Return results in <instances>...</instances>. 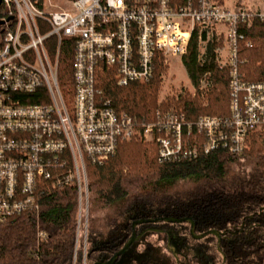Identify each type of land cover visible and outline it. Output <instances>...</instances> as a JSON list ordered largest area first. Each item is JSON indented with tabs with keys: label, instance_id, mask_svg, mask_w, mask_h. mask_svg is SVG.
<instances>
[{
	"label": "built area",
	"instance_id": "1",
	"mask_svg": "<svg viewBox=\"0 0 264 264\" xmlns=\"http://www.w3.org/2000/svg\"><path fill=\"white\" fill-rule=\"evenodd\" d=\"M1 5L13 20L0 38V222L34 212L38 246L46 239L38 223L40 184L74 187L71 264H87L91 246L86 160L100 164L120 143L137 139L156 145L160 163L192 161L219 150L241 155L249 136L264 130V82L245 83L238 63L240 43L250 45L245 32L253 21L264 24V8L226 7L216 0H71L65 9L54 8L51 0H43L42 8L31 0H1ZM47 5L53 9L47 11ZM194 37L200 62V43L223 42L227 116L188 120L169 107L140 122L102 96L99 86L110 80L121 87L146 85L158 65L167 73L172 60L182 63ZM51 38L57 48L53 59L45 45ZM64 39L73 47L69 103L57 77Z\"/></svg>",
	"mask_w": 264,
	"mask_h": 264
},
{
	"label": "trees",
	"instance_id": "2",
	"mask_svg": "<svg viewBox=\"0 0 264 264\" xmlns=\"http://www.w3.org/2000/svg\"><path fill=\"white\" fill-rule=\"evenodd\" d=\"M31 1L42 8L43 0ZM183 1L174 0L175 3ZM216 1L221 3V0ZM7 18L10 16L0 5V23ZM13 24L11 22L8 27ZM6 29L7 26L0 25V38ZM245 41L250 45L241 42L238 52L242 80L245 83L264 82V24L253 21L245 32ZM45 45L53 59L57 49L55 39H49ZM212 52L213 46H210L200 62L194 37L182 59L196 90L194 97L185 96L158 104L160 75L165 72L159 65L149 84L131 83L121 87L110 80L100 85L99 90L116 111L125 112L140 122L150 121L156 109L169 107L182 110L188 120L227 116L230 110L229 71L216 66ZM72 59L71 41L64 39L59 49L57 77L67 103L73 95ZM205 76H209L212 86L202 92L199 83ZM35 101L34 98L30 102ZM247 146L241 155L219 150L192 161L160 163L156 145L137 139L120 143L115 154L100 164L86 160L88 237L91 242L87 264L102 261L120 249L128 224L137 218L195 214L197 219L218 230L228 220L233 225L240 224L244 216L264 208V133L251 134ZM241 159L243 163H240ZM179 182L187 186L178 188ZM76 193L72 186L53 188L50 181L42 182L37 193L38 223L46 239L36 245L34 212L0 222V264H71L78 208ZM104 208L111 210L110 215L102 228L94 227L93 213ZM258 224V227L248 229L247 238L244 234L237 235L231 249L223 242L218 248L215 245L209 247L207 253L219 259L217 264L221 263L222 256L227 259V264L228 257L233 264L252 259L254 263L264 264V211ZM186 235L193 246L195 240L188 233ZM208 240L215 244L214 237L210 236Z\"/></svg>",
	"mask_w": 264,
	"mask_h": 264
},
{
	"label": "flooded vegetation",
	"instance_id": "3",
	"mask_svg": "<svg viewBox=\"0 0 264 264\" xmlns=\"http://www.w3.org/2000/svg\"><path fill=\"white\" fill-rule=\"evenodd\" d=\"M263 211L264 208H259L257 212L244 216L241 219L240 224L233 225L231 220H228L225 225L219 226L218 230H216L220 232L218 238L213 235H206L200 239H194L195 243H193V246L191 245L190 241L187 240L186 234L188 233L190 235V227L188 223H148L136 225L133 228L132 222L134 220H132L128 224V227L125 231V241L123 245L129 240V238H131L133 233L135 241L129 247L126 253L119 257L116 262L118 260L120 261L121 259H124L123 263L121 262V264H217L219 259L213 254L211 255V253H207L209 247L215 245L216 248H218L223 242H227L228 249H231L234 243V238L237 235L244 234L247 238L248 236L246 233L248 229L259 226V218ZM166 216L171 215L164 214L137 219H152ZM171 217L174 216L172 215ZM183 217H189L192 219L194 223V234L197 236H200L209 230H214L208 226L205 221H200L197 219L195 214L181 217L176 216V218ZM152 235H157L158 242L156 245H153L150 241V237ZM210 236L216 239L215 244L208 240V237ZM247 242L250 244V241ZM121 248L116 252L121 250ZM162 250H164L163 254H161ZM166 252L167 254H165ZM110 257L103 258V260H107ZM252 260H247L237 264H258L257 262L254 263ZM220 261V264H227V259L224 256L221 257ZM228 264H233L229 257Z\"/></svg>",
	"mask_w": 264,
	"mask_h": 264
},
{
	"label": "rangeland",
	"instance_id": "4",
	"mask_svg": "<svg viewBox=\"0 0 264 264\" xmlns=\"http://www.w3.org/2000/svg\"><path fill=\"white\" fill-rule=\"evenodd\" d=\"M224 0H221V3ZM236 2L240 3L241 0H228V2ZM70 1L66 0H51V4L56 7H61L63 9L67 8V4ZM245 3L248 6H256V7H264V0H245ZM53 9L50 6H46V10H51ZM210 43L213 46L214 49V54H215V64L218 68H225L222 64L223 58L220 56V51L223 47V42L221 39H213L211 40L210 38L207 39L206 42L200 43L199 46V56L200 59L202 60L204 58V53L206 52V46ZM161 75H164L163 77ZM160 75L161 83H160V89L158 92V97H157V103H168L169 101L173 100H178L181 98H184L185 96L188 97H194L196 95V90L193 88L187 73L182 65V63L178 60H172L169 64L168 67V72H163ZM212 82L209 80V76H205L201 79L199 83V90L204 92L211 88ZM258 133H264V130L258 131ZM240 163H243L244 160H239ZM246 170L248 171L249 168ZM186 183L179 182L177 187L182 188L186 187ZM111 210L104 208L103 210L93 213V217L96 218V223L94 224V227L96 226L97 228L100 226L102 228V225L105 224L106 217L110 215ZM103 230V229H102ZM101 230V231H102ZM98 238V237H97ZM157 235H152L150 237V241L152 242L153 245L157 244ZM91 244V242H90ZM163 249V248H162ZM164 250L161 251V254H163ZM167 254V252L165 253ZM124 259H121L120 261L118 260L115 262V264H121L123 263Z\"/></svg>",
	"mask_w": 264,
	"mask_h": 264
},
{
	"label": "water",
	"instance_id": "5",
	"mask_svg": "<svg viewBox=\"0 0 264 264\" xmlns=\"http://www.w3.org/2000/svg\"><path fill=\"white\" fill-rule=\"evenodd\" d=\"M0 5H1V0H0ZM13 18H7L6 20L2 21L0 23L1 26H4L6 23L12 21ZM169 223V224H182V223H188L189 224V233L192 236L193 239H200L202 237H205L206 235H213L215 237H219L220 232L216 230H209L206 233H203L200 236H197L194 234V223L191 218L189 217H183V218H176V217H171V216H166V217H160V218H152V219H136L132 222V227L134 228L136 225H141V224H148V223ZM135 238H134V233L132 234L131 238L123 245L121 250L118 252L114 253L109 259L107 260H102V261H96L91 264H115L116 260L124 255L126 251L129 249V247L134 243Z\"/></svg>",
	"mask_w": 264,
	"mask_h": 264
},
{
	"label": "crops",
	"instance_id": "6",
	"mask_svg": "<svg viewBox=\"0 0 264 264\" xmlns=\"http://www.w3.org/2000/svg\"><path fill=\"white\" fill-rule=\"evenodd\" d=\"M226 7H233V6H237V5H243L249 9H252V10H259V9H263L264 7H256V6H248L246 3H245V0H241L240 3H236V2H228V0H224L222 2Z\"/></svg>",
	"mask_w": 264,
	"mask_h": 264
}]
</instances>
